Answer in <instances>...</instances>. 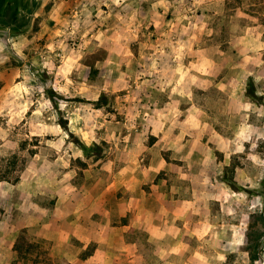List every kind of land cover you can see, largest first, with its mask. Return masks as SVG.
<instances>
[{
    "label": "rangeland",
    "instance_id": "1",
    "mask_svg": "<svg viewBox=\"0 0 264 264\" xmlns=\"http://www.w3.org/2000/svg\"><path fill=\"white\" fill-rule=\"evenodd\" d=\"M41 1L43 17H35ZM174 1L6 0L15 23L0 27V188L23 172L80 185L84 173L104 178L138 160L164 214L151 239L137 234L145 260L137 264H264V0L225 3L249 33L235 48L219 32L227 19L213 22L221 43L215 83L199 87L196 73L191 100L181 102L192 101L202 120L181 114L176 133L156 139L138 130L133 104L144 99L141 82L156 78L141 70L143 50L154 51L141 48L143 36L129 42L110 33H163L175 12L180 25L189 20L183 14L201 12L199 0L180 11ZM45 18L47 35L36 39ZM19 237L27 249L30 235Z\"/></svg>",
    "mask_w": 264,
    "mask_h": 264
},
{
    "label": "crops",
    "instance_id": "2",
    "mask_svg": "<svg viewBox=\"0 0 264 264\" xmlns=\"http://www.w3.org/2000/svg\"><path fill=\"white\" fill-rule=\"evenodd\" d=\"M184 2L175 0L174 11ZM197 2L201 4L200 13L183 14L182 17L189 20L180 25V13L175 12L174 20L171 19L163 33H125L127 37L124 33H110L117 40L123 37L129 42L133 36H143L141 48L145 46L154 51L143 50L141 70H145L146 75H154L150 71H155L156 78L141 82L144 99L137 98L133 104L140 119L138 130L156 139H162L164 134H175L174 129L183 115L202 120L203 111L192 101L184 107L181 102L190 99V89L197 84L196 73L204 79L199 87L205 89L215 83L211 79L217 68L211 63L218 62L215 57L221 54V43L214 38L217 33L213 22L227 19L219 32L230 37L228 44L233 47L243 33H249L243 17L226 8L225 3L230 0ZM44 4L45 1H41L35 17H43ZM163 12L155 15L163 18ZM46 19L33 34L34 38L47 35ZM149 36L156 37L154 47L146 41ZM153 54L159 58L155 65L149 63V56ZM4 65L0 63V67ZM139 106L145 110H138ZM134 126L130 129L136 128ZM4 144L7 146L9 142ZM137 167L138 160L137 163L128 160L121 170L104 178L84 173L79 176L80 185L68 183L63 176H42L35 172L31 175L23 172L15 182H3V189L0 188V264H137L145 261L135 248L137 234H143L147 241L151 239L149 229L162 225L164 206L155 195L146 192V177L138 174ZM154 187L152 184L151 188ZM145 195H148L146 201ZM25 231L31 238L27 240V249H22L24 242L19 236Z\"/></svg>",
    "mask_w": 264,
    "mask_h": 264
},
{
    "label": "trees",
    "instance_id": "3",
    "mask_svg": "<svg viewBox=\"0 0 264 264\" xmlns=\"http://www.w3.org/2000/svg\"><path fill=\"white\" fill-rule=\"evenodd\" d=\"M7 6H8V4L6 3V0H0V27L13 28L14 23H15L13 16H14L15 12L13 10L8 11ZM27 23H28V21H22V23H20V25H18L17 29H20V30H21V28L24 29L26 27ZM17 31H19V30H17ZM249 86H251V87H249V89H247V95L254 97V90H253L252 84L250 83Z\"/></svg>",
    "mask_w": 264,
    "mask_h": 264
}]
</instances>
